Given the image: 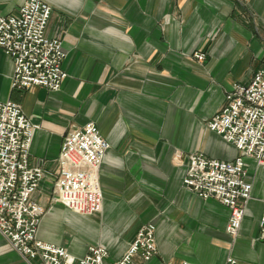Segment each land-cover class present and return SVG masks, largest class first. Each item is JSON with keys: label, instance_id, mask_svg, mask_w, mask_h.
<instances>
[{"label": "crops", "instance_id": "obj_1", "mask_svg": "<svg viewBox=\"0 0 264 264\" xmlns=\"http://www.w3.org/2000/svg\"><path fill=\"white\" fill-rule=\"evenodd\" d=\"M47 34L62 40L61 89H12L14 65L0 48V100L22 105L36 125L30 162L50 175L34 199L48 211L38 237L76 258L91 245L122 259L143 225H156L157 254L132 264H264V166L246 157L252 196L237 236L231 212L184 187L191 153L233 160L237 148L208 121L235 83L264 71V0H46ZM26 0H0V16ZM207 53L204 62L193 54ZM89 122L111 148L101 165V212L78 214L53 199L64 136ZM0 264H29L0 233ZM33 264H44L41 259Z\"/></svg>", "mask_w": 264, "mask_h": 264}, {"label": "built area", "instance_id": "obj_2", "mask_svg": "<svg viewBox=\"0 0 264 264\" xmlns=\"http://www.w3.org/2000/svg\"><path fill=\"white\" fill-rule=\"evenodd\" d=\"M51 14L52 7L46 0H26L18 14L0 16V48L13 61V90L44 87L58 91L67 78L62 40L47 34ZM193 57L202 63L207 53L198 51ZM208 127L233 144L239 155L221 160L191 153L183 184L200 198H214L228 207L231 216L227 232L237 236L253 190L245 158L264 166L263 70L256 72L250 83L232 86L225 95L224 107L208 121ZM35 130L21 104L0 100V233L29 264L36 259L44 264H105L109 252L102 244L91 245L84 257L76 258L65 247L38 237L47 209L34 194L50 173L42 166L31 165ZM110 148L94 122L67 133L53 199L78 214L101 212L104 196L99 172ZM258 240L264 241V216L259 220ZM157 252L156 225L148 223L140 228L122 259L112 264H132L136 255L149 261ZM227 264L239 262L229 257Z\"/></svg>", "mask_w": 264, "mask_h": 264}, {"label": "rangeland", "instance_id": "obj_3", "mask_svg": "<svg viewBox=\"0 0 264 264\" xmlns=\"http://www.w3.org/2000/svg\"><path fill=\"white\" fill-rule=\"evenodd\" d=\"M42 183H43V182H42ZM42 183H41V184H42ZM54 185H55V182H54ZM47 211H48V210H47Z\"/></svg>", "mask_w": 264, "mask_h": 264}]
</instances>
